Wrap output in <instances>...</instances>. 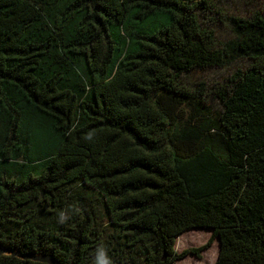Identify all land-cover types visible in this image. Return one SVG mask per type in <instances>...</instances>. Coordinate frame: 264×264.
<instances>
[{
  "label": "trees",
  "instance_id": "obj_1",
  "mask_svg": "<svg viewBox=\"0 0 264 264\" xmlns=\"http://www.w3.org/2000/svg\"><path fill=\"white\" fill-rule=\"evenodd\" d=\"M262 4L0 0V264H264Z\"/></svg>",
  "mask_w": 264,
  "mask_h": 264
},
{
  "label": "rangeland",
  "instance_id": "obj_2",
  "mask_svg": "<svg viewBox=\"0 0 264 264\" xmlns=\"http://www.w3.org/2000/svg\"><path fill=\"white\" fill-rule=\"evenodd\" d=\"M262 2L264 3V0ZM262 5L264 6V4ZM206 243H209L207 247L198 251V253L189 252L171 264H214L218 257L219 243L218 239L212 236L210 229L192 228L184 231L176 237L175 249L177 252H181L185 249L197 248ZM33 258L36 257L33 256Z\"/></svg>",
  "mask_w": 264,
  "mask_h": 264
},
{
  "label": "water",
  "instance_id": "obj_3",
  "mask_svg": "<svg viewBox=\"0 0 264 264\" xmlns=\"http://www.w3.org/2000/svg\"><path fill=\"white\" fill-rule=\"evenodd\" d=\"M41 260L47 261L52 264H59L52 256L45 255V256H40L38 257Z\"/></svg>",
  "mask_w": 264,
  "mask_h": 264
}]
</instances>
